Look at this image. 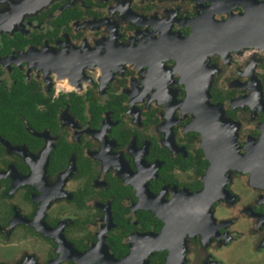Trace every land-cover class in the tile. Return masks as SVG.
<instances>
[{
	"label": "flooded vegetation",
	"instance_id": "flooded-vegetation-1",
	"mask_svg": "<svg viewBox=\"0 0 264 264\" xmlns=\"http://www.w3.org/2000/svg\"><path fill=\"white\" fill-rule=\"evenodd\" d=\"M245 11L264 0H0V264L264 255V28L206 51Z\"/></svg>",
	"mask_w": 264,
	"mask_h": 264
},
{
	"label": "water",
	"instance_id": "water-1",
	"mask_svg": "<svg viewBox=\"0 0 264 264\" xmlns=\"http://www.w3.org/2000/svg\"><path fill=\"white\" fill-rule=\"evenodd\" d=\"M260 17H254L252 13H245L241 15H231L226 17L219 23L212 24L207 35H210L207 39V49H218L220 47H229L231 45L240 44L245 42L244 40H250L253 36H256L259 31L264 28V13L258 14ZM209 27V28H210ZM201 95L197 96L200 104L198 107L205 108L206 113L212 111V105L209 103V78L206 81H201V84L197 88ZM187 99H192V95L187 96ZM201 112L197 111V122H199Z\"/></svg>",
	"mask_w": 264,
	"mask_h": 264
},
{
	"label": "rangeland",
	"instance_id": "rangeland-1",
	"mask_svg": "<svg viewBox=\"0 0 264 264\" xmlns=\"http://www.w3.org/2000/svg\"><path fill=\"white\" fill-rule=\"evenodd\" d=\"M244 13H245V12H244ZM242 14H243V13H242ZM231 15H232V14H231ZM231 15L228 14L226 17L231 16ZM226 17H225V18H226ZM225 18H224V19H225ZM224 19H223V20H224ZM223 20H221V21H223ZM221 21H214V20H213L211 23H212V24H215V23H219V22H221ZM208 78H209V76H207V79H208ZM207 207H208V206H207ZM211 216H212V215H211ZM208 218H209V219H210V218H211V219H214L213 216L210 217L209 215H208ZM211 219H210V220H211ZM246 241H247V240H246ZM246 241H245V242H246ZM239 244H240L241 247H243V245H244L245 243H244L243 241H239ZM23 246H24L23 249L27 248V246H25V245H23ZM19 247H20V246H19ZM0 253H1V252H0ZM233 264H235V263H233ZM241 264H264V255H261V254H260L259 256H256V257H255L254 259H252L251 261H245V260H244L243 263H241Z\"/></svg>",
	"mask_w": 264,
	"mask_h": 264
}]
</instances>
